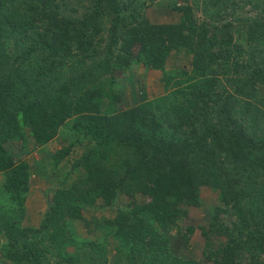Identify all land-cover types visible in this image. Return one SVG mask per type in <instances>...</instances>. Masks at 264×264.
I'll return each mask as SVG.
<instances>
[{
    "label": "trees",
    "instance_id": "obj_1",
    "mask_svg": "<svg viewBox=\"0 0 264 264\" xmlns=\"http://www.w3.org/2000/svg\"><path fill=\"white\" fill-rule=\"evenodd\" d=\"M124 1L90 0L72 15L71 0H0V256L10 264H107L109 235L122 264H264V19L249 24L245 48L230 32L199 24L189 6L176 8L177 22L158 23L143 13L144 2ZM178 51L191 57L190 70L166 68ZM66 60L71 76L63 77ZM139 64L161 71L167 94L128 106L121 80ZM97 73L107 87L88 86ZM105 98L109 111L101 108ZM24 127L37 146L61 127L71 143L93 142L69 164L61 181L75 178L54 191L38 226L22 225L29 165L4 146L25 142ZM71 148L52 154L55 172ZM204 186L218 191L220 203L198 225L204 249L195 259L175 242L187 241L195 226L177 221L200 205ZM120 197L128 202L101 221V240L68 232L87 207Z\"/></svg>",
    "mask_w": 264,
    "mask_h": 264
},
{
    "label": "rangeland",
    "instance_id": "obj_2",
    "mask_svg": "<svg viewBox=\"0 0 264 264\" xmlns=\"http://www.w3.org/2000/svg\"><path fill=\"white\" fill-rule=\"evenodd\" d=\"M90 0H71L69 10L72 15H81L89 7ZM124 1V0H123ZM129 1V0H126ZM124 1V2H126ZM145 3L143 13L152 21L158 23L177 22L181 12L176 8L180 6H189L192 8L193 16L199 24L209 26L208 29L215 32L217 35L230 32L233 40L242 42L246 45L248 37V26L254 19H264V0H135V5ZM72 10L74 12H72ZM111 17L105 15L102 21L103 28L106 29L110 25ZM102 38L105 34L102 33ZM13 42H8L9 50H13ZM105 42L98 45L99 50H105ZM246 48V46H245ZM185 53V54H184ZM185 51L174 52L169 55L166 68L168 71L190 70L191 57ZM244 56V55H243ZM246 58V55L244 56ZM258 58V61H260ZM87 62H92L91 59ZM64 66L60 69L61 76L70 75L72 69L71 62L66 60ZM89 66V64H85ZM70 68V71H69ZM64 73V74H63ZM59 76V71L51 76ZM226 83V79H230L228 74L219 75ZM124 95L128 106L134 105L143 100H155L156 98L167 94L163 85L162 73L159 70L146 69L142 65H135L127 70L123 75ZM109 79L106 75L94 74L88 86L90 87H107ZM103 111L110 110L108 99H104L102 106ZM166 127V125H165ZM25 142L21 139L13 140L4 143L5 148L11 153L15 160L21 159L27 162L31 172L29 179V191L25 201V217L22 225L38 226L44 213L48 209L49 202L54 194V191L60 186H68L71 179L75 178V172L62 180L66 174L69 164L80 155V153L89 147L93 142L83 140L79 143H71L72 137L68 134L66 127H61L57 136L43 146H37L31 137L30 130L24 127ZM71 144L69 154L64 159L63 164L58 172L52 169L51 156L54 152L62 147ZM123 154H130V151L124 150ZM69 178V179H68ZM3 181V176L0 174V184ZM201 203L198 206L192 205L186 207L187 217L179 219L177 224L180 226H195V231L187 241L180 240L177 236L175 242L178 248L181 246V252L188 257L202 258L204 249V238L200 233L198 225L211 220L213 209L219 202V193L210 187L204 186L200 189ZM139 202H144V197L137 196ZM128 202L126 197H120L113 206L102 207L101 202L96 203V207H87L84 210V218L74 220L70 223L69 233L76 238L88 240H101L105 236V230L101 225L104 218L115 216L117 211ZM99 205V206H98ZM230 213V212H228ZM225 215L223 221L231 222L235 216ZM177 225V226H178ZM177 227L172 228L170 233L175 237L177 235ZM108 238V254L107 264H122L121 257L117 254V242L107 235ZM213 242H220L225 239V236H212ZM182 243L185 245H182ZM68 251L74 252L76 248L73 245L68 246ZM50 256V255H48ZM51 258V257H49ZM53 261V259H51ZM0 262H5L0 256ZM10 264V263H4ZM81 264H99L98 262H86ZM204 264L208 262L204 261Z\"/></svg>",
    "mask_w": 264,
    "mask_h": 264
}]
</instances>
